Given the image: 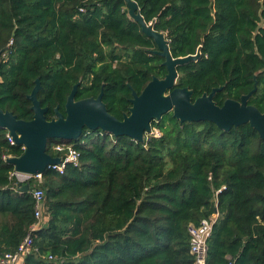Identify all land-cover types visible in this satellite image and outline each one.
Segmentation results:
<instances>
[{
	"label": "trees",
	"instance_id": "trees-1",
	"mask_svg": "<svg viewBox=\"0 0 264 264\" xmlns=\"http://www.w3.org/2000/svg\"><path fill=\"white\" fill-rule=\"evenodd\" d=\"M145 21L170 42L181 66L178 88L193 101L215 95L264 112V0H134ZM12 43V44H11ZM153 39L129 16L125 0H0V108L19 120L34 117L28 96L65 114L76 100L104 92L119 120L154 77L165 78ZM4 57V58H3ZM143 142L85 129L78 140H54L48 153L72 147L79 164L64 175L47 170L23 184L5 158L20 157L0 128V259L15 253L37 224L33 192H44L43 220L25 264H195L190 225L217 211L206 264H264V140L250 124L220 129L164 115ZM63 146L64 152L55 148ZM53 257V259H50Z\"/></svg>",
	"mask_w": 264,
	"mask_h": 264
},
{
	"label": "water",
	"instance_id": "water-1",
	"mask_svg": "<svg viewBox=\"0 0 264 264\" xmlns=\"http://www.w3.org/2000/svg\"><path fill=\"white\" fill-rule=\"evenodd\" d=\"M125 2L130 18L140 24L143 34L154 40L158 48L156 54L164 58L163 65L167 69L165 78L154 77L140 95L133 91L130 100L132 106L123 120L109 113L103 101V91L97 98L77 101L79 84L74 86L68 98L65 114L57 107L55 118L48 120V108H44L38 98L42 88L38 79L28 96L34 112L31 121L19 120L13 112L0 108V128L6 129L16 145L24 149L22 156L7 159V162L15 167L16 173L42 176L49 166L61 164V158L48 153L49 143L54 140H78L85 129L102 130L117 137L126 136L143 142L152 132V123L160 121L168 113H173L174 118L182 123L210 121L225 131L250 124L264 140V112L249 104L251 97L258 90L257 83L254 90L242 96L240 101L228 99L223 106L217 105L214 98L224 87L215 88L210 94L205 93L193 101L194 91L177 87L178 69L190 62H197L202 55L201 48L196 55L174 58L165 34L156 31L154 23L148 24L145 21L136 1ZM1 56L2 53L0 62ZM22 185L20 183L21 192L29 190L28 185Z\"/></svg>",
	"mask_w": 264,
	"mask_h": 264
},
{
	"label": "built area",
	"instance_id": "built-area-1",
	"mask_svg": "<svg viewBox=\"0 0 264 264\" xmlns=\"http://www.w3.org/2000/svg\"><path fill=\"white\" fill-rule=\"evenodd\" d=\"M12 44V43H11ZM156 137L161 136V132L158 130H154L151 132ZM8 139L12 145H16L13 138L8 134ZM59 152H64L63 146H57L55 148ZM64 156L62 159L61 164L58 165H51L49 166L48 170H53L58 172L60 175H64L66 169L69 165L77 166L79 164V156L80 154L74 150L72 147H68L65 150ZM7 160V158H5ZM13 175L17 176L18 180L22 184L28 183L30 180L38 179L42 180V176H31V175H20L18 173H14ZM34 199L36 200V208H35V215L36 219L38 220L37 224L31 227V232L28 236L22 241L18 250L15 253L6 254L4 257L0 259L1 264H18V262L24 258L26 259L30 256L34 251V232L38 230L41 222L43 220V205H44V192L41 189H35L33 192ZM221 215L217 211L212 217L209 219H204L200 225H190L189 233L191 236V254L195 257V264H206L208 248H209V241L211 240L215 225L220 220ZM53 259V257H50Z\"/></svg>",
	"mask_w": 264,
	"mask_h": 264
},
{
	"label": "crops",
	"instance_id": "crops-1",
	"mask_svg": "<svg viewBox=\"0 0 264 264\" xmlns=\"http://www.w3.org/2000/svg\"><path fill=\"white\" fill-rule=\"evenodd\" d=\"M0 264H1V263H0ZM18 264H25V259L22 258V259L18 262Z\"/></svg>",
	"mask_w": 264,
	"mask_h": 264
},
{
	"label": "rangeland",
	"instance_id": "rangeland-1",
	"mask_svg": "<svg viewBox=\"0 0 264 264\" xmlns=\"http://www.w3.org/2000/svg\"><path fill=\"white\" fill-rule=\"evenodd\" d=\"M4 58V57H3ZM157 130V129H156ZM154 131V130H153ZM159 131V130H158ZM149 135H153V134H149Z\"/></svg>",
	"mask_w": 264,
	"mask_h": 264
}]
</instances>
